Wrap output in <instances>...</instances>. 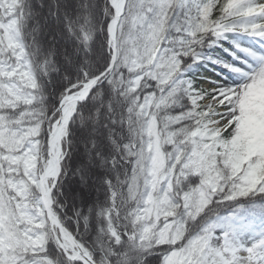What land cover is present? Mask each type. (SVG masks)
Instances as JSON below:
<instances>
[{
	"label": "snow or ice",
	"instance_id": "snow-or-ice-1",
	"mask_svg": "<svg viewBox=\"0 0 264 264\" xmlns=\"http://www.w3.org/2000/svg\"><path fill=\"white\" fill-rule=\"evenodd\" d=\"M0 264H264V0H0Z\"/></svg>",
	"mask_w": 264,
	"mask_h": 264
}]
</instances>
